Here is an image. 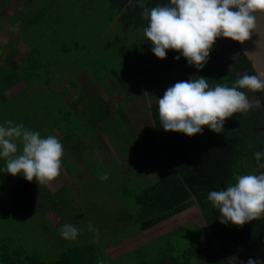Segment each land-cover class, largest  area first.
<instances>
[{
    "label": "trees",
    "instance_id": "trees-1",
    "mask_svg": "<svg viewBox=\"0 0 264 264\" xmlns=\"http://www.w3.org/2000/svg\"><path fill=\"white\" fill-rule=\"evenodd\" d=\"M79 1L88 6L89 1L96 0ZM100 1L107 8L110 23H120L124 30L144 29L147 26V18L142 16L143 9L168 3V0ZM30 5L29 10L19 9L20 7L17 6L13 9L11 0H0V13L3 14L0 20V23H3L1 26L8 23L13 25L14 29L18 28L24 32L29 48L27 54L17 63L12 61L14 49L10 45H0L2 61L0 122L12 120L23 123L42 136H56L63 148L61 163L69 176L79 174L85 175L83 180L85 178L94 180L99 179L100 174L107 173V178L100 182L104 190L98 192L109 194L112 189H108L104 181L113 182L116 187L113 189V198H118L116 203L119 201L116 218H102V200L90 202L91 211L94 216L96 215V222L99 225L104 226L111 220L125 222V224L118 223L116 227L110 225L113 231L118 232L114 240L109 242L106 238L107 231L100 227V232L96 234L98 239L67 247L51 264H97L98 260L103 264H206L204 255L198 249V251L194 248L188 249L181 252V255L175 256L174 250L167 249L168 246H159V248L153 245L167 235L155 241L152 240L153 242L138 244L115 257H110L107 250L188 211L194 203L193 199L198 200L199 194L222 189L228 183L234 182L240 161L244 158L249 159L253 157L254 152L264 149L262 90H252L260 105L259 112L248 110L234 113L225 119L219 133L204 127L202 132L189 137L183 133L165 132L160 127L156 103L150 106L152 122L147 123L144 128V132L147 133L143 135L144 132L141 133L134 128V123H131L125 115L124 104L113 107L112 102L104 99L102 94L96 93L93 87L97 82H104L108 88L109 84L104 80L108 76L114 81L120 79L123 81L121 83L124 84L123 90L127 93L126 101L136 97L143 99L141 96L145 91L154 99L164 85H161L159 76L152 83L148 81L153 76L159 75L165 68H168L172 74L173 72L178 74L180 80H186L195 75L209 79L210 86L216 83L231 86L240 75L253 73L250 63L242 57L238 43L228 39H224L221 43L217 38L204 67L197 70L188 65L183 57L174 59L177 53L173 50H168L161 62H157V57L150 50V42L147 41L148 56L141 66L148 67L146 74L148 79H139L130 85L122 74L109 69L106 71L105 67L101 70L96 56L89 55L88 60H85V55L81 57L80 53L83 49L79 41L68 45L67 40L62 37V32L57 31L52 38L44 40V49L39 50L36 47V41L44 38L47 30L49 31V26L46 24L49 11H52V0H34L30 2ZM47 41L52 46L51 49L47 48L45 44ZM229 46L232 49L229 50ZM53 49L56 50L57 56L50 54ZM233 50L237 51L235 60H231ZM64 61L70 69L90 67L94 71L93 78H87L83 84L78 79H69L68 75L58 72L62 70ZM129 72L132 73V71ZM20 83L25 85L24 90L9 96L8 93ZM242 91L246 92V89ZM79 92L80 95L77 96L74 107L64 102L61 97V95L72 97ZM75 109L78 112H75ZM11 115L14 119H11ZM148 133L149 135L145 137ZM249 134L252 138H247ZM99 136L109 140L116 153L110 157L109 161H102L94 151L99 145ZM178 143L182 146L183 159L187 162L182 167L179 166V160L182 157H180L181 148L178 147ZM145 145H149L151 151L143 153ZM130 156L134 160L135 158L140 160L135 165H130ZM148 161L150 164L145 165ZM123 162H127V166ZM2 164L3 161L0 160V165ZM166 164L170 166L167 169H165ZM186 167L188 171L184 175L183 171ZM156 170V179L147 187L141 189L128 187V181L144 175L149 176V172ZM129 171L134 176L128 177ZM81 183L65 184L60 190L51 192L35 180L26 181L20 175L0 173V264H46L42 254L29 249L21 237H16L17 231L9 230L12 228L9 220L19 216L32 218L34 215L48 218V214L51 213L61 217L60 223L55 226L50 222L44 223L45 231L54 227L58 228L65 223L64 219L68 215L71 221L77 222L78 218L74 217L73 205L75 208L79 206L77 210L83 209V193L77 191ZM117 186L121 187L117 188ZM129 205L132 208L131 212L126 210L129 209ZM184 230L186 229L181 228L170 234H179ZM229 244L234 252L231 253L232 251L228 248V255L232 260L229 257V260H226L222 253L214 252V256L219 258L216 264L224 262L241 264L248 257L264 258V215L246 224L236 225L213 240V246L217 248V252H220L218 249L220 245L227 248ZM214 247L209 248V251L214 250ZM238 249H244L249 256L238 257V253H235Z\"/></svg>",
    "mask_w": 264,
    "mask_h": 264
},
{
    "label": "clouds",
    "instance_id": "clouds-1",
    "mask_svg": "<svg viewBox=\"0 0 264 264\" xmlns=\"http://www.w3.org/2000/svg\"><path fill=\"white\" fill-rule=\"evenodd\" d=\"M264 14V0H168L144 8L147 18L143 35L157 58L168 50L183 57L197 70L207 62L217 38L240 44L257 32L258 15ZM209 79L192 76L168 86L156 98L160 127L165 132L191 137L204 127L219 133L227 117L246 112L250 101L242 89L264 90V72L242 74L231 86L209 85ZM63 148L54 135L42 136L23 123L0 122V173L20 175L26 181L46 184L58 175ZM257 166L264 169V149L253 153ZM104 180L107 173L100 174ZM206 199L217 209L222 224L242 225L264 215V171L237 174L234 182L222 189L210 190ZM88 230L95 232L91 224ZM61 238L75 241L78 229L71 223L59 225ZM97 264H103L98 260ZM241 264H264L260 257H248Z\"/></svg>",
    "mask_w": 264,
    "mask_h": 264
},
{
    "label": "rangeland",
    "instance_id": "rangeland-1",
    "mask_svg": "<svg viewBox=\"0 0 264 264\" xmlns=\"http://www.w3.org/2000/svg\"><path fill=\"white\" fill-rule=\"evenodd\" d=\"M31 1L34 0H11V5L13 6V9H15L17 6L20 7L19 9L29 10L31 8ZM89 2L90 3L88 4V6H86V3H81L79 0H52V11H49L46 24V26H49V31L47 30L46 34L44 35V38L38 39L36 41V47L39 50L44 49V40L49 37L52 38L53 35L57 34V31L58 33L62 32V37L67 40L68 45L75 44L76 41H79V43L81 44L80 46L83 49V51L80 53L81 57L85 55V60H88L89 55L96 56V60L101 65V70L103 67H105L106 71L108 69L116 71V73L122 74V76H124L127 80V83L131 85L132 81L144 77L143 71L134 72L135 69L141 67V64L145 63L144 61L146 59V56H148V50L146 48L147 40H145L146 38L143 35V28H130L129 30H124L120 23L113 22V24H111V21L109 20L107 15V8L102 3V1L96 0ZM1 17H3L2 13H0V20ZM1 24L3 23H0V45H10L11 48L14 49V56L12 57V61L18 63L27 54L29 50L27 41L25 39L27 38V36L18 28L14 29L13 25L4 23V25L1 26ZM224 39L225 38H219L221 43ZM45 44H47V48L51 49L52 46L49 45V41H47V43ZM228 48L229 50L232 49L230 48V46ZM50 54H56V56L58 55L55 49H53ZM44 55L48 54L44 53ZM236 58L237 51L233 50L231 60H235ZM1 62L2 61L0 59V65ZM88 64H90V62H88ZM143 66L145 67V70L148 69L146 65ZM75 68L70 69V66H67L66 62L64 61L62 70H58V72L68 75L69 79L71 80L78 79L82 84L87 78H93L94 76V71L90 69V67L86 69L81 67H78L76 69ZM129 71H132L134 73H131L129 75L127 74L130 73ZM147 79L148 78H146V80ZM104 80L108 82L109 87L107 88L104 82H97L94 84V87L92 86L93 88H95L96 93L102 94L104 99L110 100L114 107H116L120 103H123L126 99L125 95L127 93H125V91L123 90L124 84L121 83L122 80L120 79L119 81H114L108 76H106ZM149 82L150 79L148 83ZM24 88L25 85L23 83H20L16 85L8 93V95L12 96L18 92H22ZM145 92L143 93L144 97ZM245 94L250 101L249 109H254V111L259 112L260 105L252 90L246 89ZM147 97L151 100L153 99V97L151 96L149 97L147 95ZM138 100L140 99L136 97L133 101H127L126 107L124 109L125 113L131 119V123H134L133 127L136 128L139 132L143 133L144 123L146 122L140 121V114L138 113L140 112V110H137V108H135L136 104H140ZM133 110H135V112ZM11 119H14L12 115ZM145 133L147 132H144L143 135ZM148 135L149 133L145 137H147ZM96 147L97 148H95L94 151L102 160L109 161L110 157L116 154L112 148L110 141L107 140L105 137L99 136V145ZM149 149L150 146L145 145L143 147V153L151 151ZM139 160L140 158H135L134 160L131 156L129 158V164L135 165L136 163H138ZM247 160L248 158H244L243 161H240L238 165L239 171L238 173H236V175L241 174V171L244 165H246ZM123 164L127 166V162H123ZM130 175L131 173L129 172L128 177H130ZM83 176L79 174L69 176L65 167L61 163L58 175L53 178V180L49 181L46 184H43L51 192H56L60 190L65 184H76L78 182H82L77 187V191L79 193H83V209L77 210L76 208H79V206L77 205L75 208V205H73L75 209L74 217L78 218L77 222L71 221V217L69 215L67 218L64 219L65 223H71L76 225L75 227L78 229V235L75 241H68L65 239L61 240L60 238H58L60 237V235L58 232V228L56 227L51 228L47 231L44 230V223L50 222L53 224V226H55L61 221L60 216L57 215L56 217L52 213L48 214V218L34 215L32 218H30L29 216H19V218H12L9 220V225L12 227L9 230L17 231L16 237H21L23 239V242L27 245L29 249H32L33 251L42 254L46 264H51V262L57 258L58 254H60L62 250L66 249L69 246H72L73 244H84L92 240L98 239V237H96V234H98L97 232H100V227L107 231L106 238L109 242L114 240L117 237L118 232L116 230L113 231V229L110 228V225L116 227L118 223L125 224V222L111 220L109 222H106L103 226L99 225L96 222V215L94 216L91 211L92 205L90 204V202L93 201H103L104 204L102 203L101 205L103 206L102 218H116L119 203V201L118 203H116L118 198H113V189H116V187L114 186L112 181L105 180L104 182L106 187L108 189H112V191L109 194H106V192L104 191L105 194H103L102 192H98L104 190L103 186L100 183V178H96L94 180L85 178L83 180ZM131 176H134V174H132ZM154 180V177L150 175H144L140 178H134L133 181H128L127 184L129 188L132 187L133 189H141L150 185L151 182H153ZM118 187L121 186H117V188ZM107 188H105L106 191H108ZM104 208L106 209L104 210ZM126 210H129V212H131V205H129V209ZM214 210H216V213L212 212L208 214H203L200 219L193 221L191 225L185 224L186 226L184 227H186L187 229L183 232L179 234H168L166 237L163 238V240L156 242L153 245H156L158 247L168 246L167 249L174 250L173 253L175 256L181 255V252L187 251L188 249L191 250L192 248H194L195 251H201V254L204 255V258L206 259V264H216L217 259L219 258H217V256H214L215 253H222L226 260H232V258L228 255L229 247L226 248V246L220 245L221 247H218L220 252H217V248L213 246V240L236 225H233L231 223H220V221L217 219L219 212L217 209H213V211ZM58 218H60V220H58ZM90 219H94V221H90ZM165 222L166 221L149 230L138 233L135 236L130 237L119 244L111 246L107 250L108 255L110 257H115L125 251L131 250V248L135 247L138 244L147 243L152 240L155 241L157 238L164 236V234H167L170 230L175 229L179 224L184 222V220H174L173 223L167 222V224H164ZM89 224H91L93 228L96 229L95 232H91L88 230ZM211 247H214V250L209 251V248ZM231 253L234 252L232 251ZM237 253L238 257L249 256V254H247L244 249H240ZM261 259L264 260L263 257ZM226 263L227 262H224L223 264Z\"/></svg>",
    "mask_w": 264,
    "mask_h": 264
},
{
    "label": "crops",
    "instance_id": "crops-1",
    "mask_svg": "<svg viewBox=\"0 0 264 264\" xmlns=\"http://www.w3.org/2000/svg\"><path fill=\"white\" fill-rule=\"evenodd\" d=\"M156 61L157 62H161V59L160 58H157L156 59ZM145 67L144 66H141L140 68H138V69H136L134 72H139V71H143V74H144V77H141V79H144V78H146L147 76H146V74H147V70H145L144 69ZM134 72H132V74L134 73ZM131 74V73H130ZM129 74V75H130ZM174 74V73H173ZM171 72H170V70L168 69V68H165V69H163L160 73H159V75H155V76H153V78L150 80V83H152V82H154L156 79H157V77L159 76L160 77V79H161V85H164V87L163 88H160V90H159V95H157L153 100H151L150 98H148L147 97V95H146V93H145V97H144V94H143V96H141V97H143V99H141V98H139L140 100H138V102L140 103L139 105H135V108H137V110L139 109L140 110V112H138L139 114H140V121L141 122H143V121H145L146 123H144V127L143 128H145V126L147 125V123H150V122H152V113H151V108H150V106H151V104L152 103H156V98H159L160 96H162V94H163V92H164V90L168 87V86H170V85H172L174 82H176V81H178V80H180V78H179V75L178 74H174L173 75ZM139 80V79H138ZM134 81H137V80H134ZM134 81H132V82H134ZM57 88V87H56ZM55 88V89H56ZM131 93H133L132 91H131ZM17 94V93H16ZM80 95V92L79 93H77V94H75L74 96H72V97H70L69 95H61V97L63 98V101L64 102H66L68 105H73V107L76 105V102H77V96H79ZM135 99V98H134ZM134 99H131V100H128V101H133ZM127 99H125V101L123 102V103H120V104H124V108L126 107V101ZM120 104H118L117 106H119ZM116 106V107H117ZM114 107V106H113ZM115 107V108H116ZM249 110H251V111H254V109L252 110V109H249ZM134 112H135V110H133ZM75 112H78L76 109H75ZM124 113H125V109H124ZM131 113H133V112H131ZM125 115L129 118V116L125 113ZM138 117V116H137ZM130 119V118H129ZM131 120V119H130ZM180 134H182V133H180ZM249 137H251L252 138V135H247V138H249ZM254 137V136H253ZM178 147H180L181 149H180V157H182V158H180V160H179V166H183V164L184 163H186L187 164V162H186V160H184L183 159V150H182V146H180V143H178ZM186 151V150H185ZM131 157V156H130ZM103 161V160H102ZM150 163H149V161L148 162H146V164L145 165H149ZM168 167H170L169 166V164H166V167H165V169H167ZM188 167V166H187ZM187 167L184 169V171H183V173H184V175H186V173H187ZM259 171H264V169H262V168H259L258 166H257V161L254 159V157H250L248 160H247V162H246V165H244V167H243V169H242V171H241V174H245V173H249V172H253V173H255V172H259ZM130 172V171H129ZM128 172V173H129ZM127 173V174H128ZM156 173H157V170L156 171H151V172H149V174L148 175H150V176H152V177H154V179H156ZM199 195H200V200H199ZM198 195V200L196 199H193V201H194V203H193V205L191 206V208L188 210V211H186V212H184V213H182V214H180V215H178V216H176V217H174V218H170V219H168V220H166V222L164 223V224H167V222H170V223H173V221L174 220H181V219H183L184 220V222H182L181 224H179L175 229H172V230H170L167 234H164V235H168V234H170L171 232H174V231H176V230H180L181 228H185V229H187L186 227H184V226H186L185 224H188V225H191V223L193 222V221H195V220H197V219H200L202 216H203V214H208V213H216V210H214L213 211V209H215V208H213L212 207V205H211V203L206 199V197H207V193H201V194H199ZM204 200V201H203ZM191 218V221H190V218ZM190 221V222H189ZM249 222V221H248ZM176 223H178V222H176ZM247 223V222H246ZM169 224V223H168ZM228 247L230 248V250H232V247H231V245L229 244L228 245ZM239 250L240 249H238V251L237 252H239ZM245 251V250H244ZM237 252H235V253H237ZM235 255V254H234Z\"/></svg>",
    "mask_w": 264,
    "mask_h": 264
},
{
    "label": "water",
    "instance_id": "water-1",
    "mask_svg": "<svg viewBox=\"0 0 264 264\" xmlns=\"http://www.w3.org/2000/svg\"><path fill=\"white\" fill-rule=\"evenodd\" d=\"M257 32L243 44L238 43L242 57L250 63L252 71L264 72V14L258 15ZM264 99V90H262Z\"/></svg>",
    "mask_w": 264,
    "mask_h": 264
}]
</instances>
